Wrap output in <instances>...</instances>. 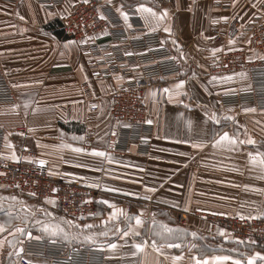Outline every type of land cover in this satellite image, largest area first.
Wrapping results in <instances>:
<instances>
[{
    "label": "crops",
    "instance_id": "obj_1",
    "mask_svg": "<svg viewBox=\"0 0 264 264\" xmlns=\"http://www.w3.org/2000/svg\"><path fill=\"white\" fill-rule=\"evenodd\" d=\"M77 1L65 0L59 8L49 10L36 0H0V62L16 95L13 103L0 104V123L6 130L3 157L12 159L14 153L44 159L52 176L89 187L99 185L92 187L99 190L98 213L80 220L78 227L87 235L97 234L96 243H91L104 249L103 264H190L193 257L218 255L246 264L247 256L264 254V248L237 243L226 230L212 228L201 216L264 218V169L249 156L264 153V109L252 103L221 105L220 96L246 91L250 83L245 68L228 70L218 63L224 52L233 50L242 51L246 60L260 58L244 28L264 12V0H235V4L233 0H103L115 10L127 12L128 18L137 15L145 32H159L181 67L178 76L142 83L152 128L147 154L138 153L136 142H130L125 152L108 148V138L120 127L111 119V94L123 77H94L92 58L76 40L62 36L61 18ZM140 4L157 13L167 9L168 18L157 27L151 14L138 10ZM129 25V19L124 20V26ZM165 26L171 33L163 30ZM213 49L218 51L213 53ZM134 75L140 77L138 72ZM179 80L185 84L177 90L174 86ZM83 84L89 88L88 97ZM165 88L170 89L171 98ZM177 91L181 94L176 95ZM213 113L219 123L209 118ZM225 132L237 142L216 145ZM79 137L83 139H75ZM249 139L255 143H247ZM182 140L189 143L179 142ZM192 143L203 147L193 148ZM76 148L85 151L76 152ZM92 149L109 153L112 162L93 155ZM150 188L156 190H146ZM105 200L109 204L102 202ZM113 212L115 216L110 215ZM178 212L187 214L185 226L176 222ZM136 215H141L142 225L136 226L135 219L129 221L128 217ZM153 219L157 225L186 231L162 239L155 234L160 229L153 228ZM0 224L5 227L0 232V264H17L21 243L13 247L8 241L22 240L19 233L10 235L18 226L7 221L5 210H0ZM130 227L139 235L124 237ZM102 232L108 235H98ZM144 241L143 250L137 251L134 243ZM168 244L180 247L169 248Z\"/></svg>",
    "mask_w": 264,
    "mask_h": 264
},
{
    "label": "built area",
    "instance_id": "obj_2",
    "mask_svg": "<svg viewBox=\"0 0 264 264\" xmlns=\"http://www.w3.org/2000/svg\"><path fill=\"white\" fill-rule=\"evenodd\" d=\"M36 1L49 10H55L65 2ZM101 14L106 19H101ZM128 19L130 25L125 27L121 14L105 1L88 0V3H84L80 0L61 18V30L66 38L76 40L83 53L92 58L94 77L110 79L115 74L123 77L111 94V119L119 122L120 127L116 135L108 138V148L125 152L130 142H136L138 153L147 154V136L152 128L147 121L142 83L153 78L178 76L181 67L176 58L172 59L175 57L173 51L163 42L159 32H145L137 15L131 14ZM244 34L248 35L250 45L259 52L260 58L246 60L242 51L233 50L224 52L218 63L228 70L245 68L249 76V89L224 94L219 101L224 106L252 103L257 109H264V12L244 28ZM101 37L104 38L100 40ZM136 72L139 78L135 77ZM82 87L88 97L89 88L86 84ZM15 100V91L0 62V104H11ZM5 135L6 130L0 123L1 189L36 201L52 199L62 214L71 219L84 220L97 215L99 190L50 175L47 163L44 166L34 163L39 159L33 156L25 155L16 160L4 158L2 149ZM54 188L56 192L52 191ZM125 206L129 208L128 204ZM201 216L212 228L227 230L237 243L242 240L264 248V218L241 219L209 213ZM176 222L185 226L187 214L178 212ZM21 247L24 251L17 256V264H66L69 256L72 264L104 263V249L96 244H71L31 236L24 239Z\"/></svg>",
    "mask_w": 264,
    "mask_h": 264
},
{
    "label": "snow or ice",
    "instance_id": "obj_3",
    "mask_svg": "<svg viewBox=\"0 0 264 264\" xmlns=\"http://www.w3.org/2000/svg\"><path fill=\"white\" fill-rule=\"evenodd\" d=\"M84 3H88V0H83ZM233 3L235 4V0H233ZM138 10L141 11V12H147L149 14H151V18L152 20L155 22L156 26L159 27L167 18H168V10L167 9H163L161 12L157 13L155 12L152 8H146L143 4H140L138 6ZM117 11H120V14L121 16L124 18V20L127 22L128 20V13L127 12H124V11H121L120 9H117ZM101 19H106L102 14L100 16ZM221 19L227 21L228 20V17H221ZM213 23H216V21H213ZM150 30H155L154 28L153 29H150ZM165 32H168V33H171V28L169 26H165L164 29H163ZM83 42H86L85 41H82ZM175 43V41H174ZM229 43H233V41H229ZM231 50V49H229ZM213 53H215L216 51H218L217 49H213L212 50ZM131 53H126V55H130ZM172 59H175V57H173ZM218 78L217 77H212V80H217ZM223 79H231V77H224ZM185 84V81L184 80H179V82L174 86L175 89L179 90V89H182V87L184 86ZM163 91L165 93H169V97L171 98V91L170 89L168 88H165L163 89ZM176 95H180L181 93L179 91H177L175 93ZM153 95H155V93H153ZM28 104L27 102H25V107H27ZM14 107H18V106H14ZM93 107H95V105H93ZM245 111H254V109H245ZM205 115H208L207 113H205ZM211 120L215 121L216 123H219L220 121L217 119L215 113H213L210 117H209ZM225 119H232L231 117H225ZM148 123H151V121H148ZM188 125L191 126V121H188ZM75 139H83V137H79V138H75ZM224 141H228L229 143L231 144H235L237 141H236V138L235 137H229V134L227 132L223 133V135H221L219 137L218 140L215 141V144L216 145H219L221 144V142H224ZM181 143H189L188 140H182V141H179ZM247 143L249 144H252V143H255L254 140L252 139H249L247 141ZM191 146L193 148H201L203 147V144L201 143H192ZM76 152H84L85 149L83 148H76L74 149ZM92 154L95 155V156H98V157H104L106 158L109 162H112V157L109 153L107 152H104V151H98L96 149H92ZM182 155H186V153H182ZM250 156V159H251V162L253 164H256L258 163L262 169H264V153H257L256 156H253L251 153L249 154ZM257 157H259V159H257ZM12 159L16 160V159H19V157H17L14 153L12 154ZM34 163H38L39 165L41 166H44L47 161L44 160V159H40L38 161H33ZM18 186V185H17ZM92 187H99V185H91ZM109 191H116V189H107ZM147 191H150V192H154L156 189L155 188H150V189H146ZM53 192H56L57 189H52ZM30 195H36L35 193H30ZM149 197H145V199H148ZM4 199L3 197H0V200ZM9 199H12V200H15L16 197H10ZM47 199V198H46ZM104 204H109V201L105 200V201H102ZM48 203H55L54 200L52 199H48ZM0 207H2V205H0ZM120 213L122 214L123 213V210H119ZM45 216H51V213H48V212H45L44 213ZM111 216H115L116 213L113 212L110 214ZM9 216H11V212H9ZM25 219H27V217H25ZM129 221H131L132 219H135V225L136 226H139V225H142L144 223V221L142 220L141 218V215H136L135 217H128ZM241 219H244L243 216H241ZM61 220H63V218H61ZM65 223H71L70 221H64ZM36 224H39L43 230V232L47 233L49 236H52V237H62L64 240L66 241H70L71 239H78L79 237H76V236H73L72 234H70L69 232H67L62 226H61V223L59 222H56L54 219L53 220H50L48 222H43V221H35ZM107 223V221L105 222ZM153 228L156 229L157 227H159L160 231L158 232H155L156 235H159L162 239H166V238H170V237H173L174 234L176 233H183L185 232L186 230L184 229H180V228H171L169 227L168 225L166 224H159L157 225V222L155 219H153ZM84 228H87V229H91L93 228L94 226L93 225H84L83 226ZM5 231V227L3 224H0V232H4ZM15 233H19L20 235H27L29 238H31L32 234L30 231L27 230L26 227H16L14 230H13V233H10V235H14ZM132 234L133 236H138L139 233L135 230V227H130L128 231H125L123 233L124 237H127L129 236V234ZM220 234L221 235H224V230L221 229L220 230ZM96 235L95 233L93 234H90V235H86L83 237V240L84 241H88V242H92V243H96ZM98 235H101V236H107L108 235V232H102V233H99ZM191 235L195 238L197 236V233L193 232L191 233ZM225 239H228V236H225L224 237ZM8 243L10 245H12L13 247H15L16 243H23V241H17V240H10L8 241ZM239 243H244V241L240 240ZM147 244V241H144L143 243H134V247L135 249H137V251H140V250H143L144 246ZM152 244L153 246L156 245V241L153 240L152 241ZM3 246V241H0V247ZM108 247L109 248H115L117 247L116 244H108ZM168 247L169 248H172V247H180V245H174V244H168ZM193 248L196 247V245H192ZM159 250V249H157ZM24 249L21 247L17 250V255H20L21 253H23ZM136 253L134 252L133 255H135ZM11 255V253H10ZM241 255H245V254H241ZM174 260H180L181 257H173ZM193 262L194 264H224V262H227V261H232V264H245V261L244 260H241V259H233L232 256H214V257H205L204 259H199L197 257H193ZM264 261V254H261L260 252H255L253 255L251 256H247V259H246V264H257V261ZM29 264H31V262H29ZM66 264H72V260H71V256L68 257V260L66 261Z\"/></svg>",
    "mask_w": 264,
    "mask_h": 264
},
{
    "label": "rangeland",
    "instance_id": "obj_4",
    "mask_svg": "<svg viewBox=\"0 0 264 264\" xmlns=\"http://www.w3.org/2000/svg\"><path fill=\"white\" fill-rule=\"evenodd\" d=\"M0 194L4 198L3 201H0V205H2V207H0V210H5L7 221H10L11 225H16L18 227H26L27 230L31 232L32 237L51 238L54 240L65 241L71 244H92L91 242L83 240V237L86 236L87 234L85 232V229L78 227L81 221L66 217L65 215L62 214V212L58 209V207L54 203L50 204L48 203V201H36L31 198L19 194H15L9 191L0 190ZM10 197H16V199L15 200L9 199ZM9 212H11V216H9ZM45 212L51 213V216L50 217L45 216L44 214ZM219 216H223V215H219ZM25 217H27V219H25ZM227 217H231V216H227ZM61 218H63V220H61ZM53 219L56 222L61 223V226L67 232L79 238L66 241L59 236L57 237L49 236L47 233L43 232L39 224L35 223V221L37 220L48 222ZM13 221H16V223H14ZM64 221H70L71 223H65ZM26 237H28L26 234L21 235L22 238L21 241H24Z\"/></svg>",
    "mask_w": 264,
    "mask_h": 264
},
{
    "label": "trees",
    "instance_id": "obj_5",
    "mask_svg": "<svg viewBox=\"0 0 264 264\" xmlns=\"http://www.w3.org/2000/svg\"><path fill=\"white\" fill-rule=\"evenodd\" d=\"M62 36H63L64 38H66L63 34H62Z\"/></svg>",
    "mask_w": 264,
    "mask_h": 264
}]
</instances>
